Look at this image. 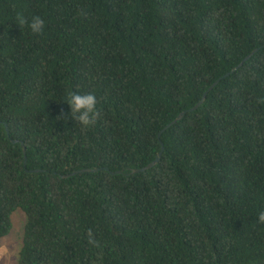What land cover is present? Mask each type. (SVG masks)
I'll use <instances>...</instances> for the list:
<instances>
[{
  "label": "trees",
  "instance_id": "trees-1",
  "mask_svg": "<svg viewBox=\"0 0 264 264\" xmlns=\"http://www.w3.org/2000/svg\"><path fill=\"white\" fill-rule=\"evenodd\" d=\"M72 93L97 97L93 125ZM261 210L264 0H0V240L22 211L17 264H264Z\"/></svg>",
  "mask_w": 264,
  "mask_h": 264
},
{
  "label": "clouds",
  "instance_id": "clouds-1",
  "mask_svg": "<svg viewBox=\"0 0 264 264\" xmlns=\"http://www.w3.org/2000/svg\"><path fill=\"white\" fill-rule=\"evenodd\" d=\"M18 26L27 25L31 32L39 34L44 30L45 21L40 16H33L29 21L23 15L16 17ZM70 107L71 118L83 126H91L99 116L97 97L92 93H72L65 101ZM258 222L264 223V210L258 213Z\"/></svg>",
  "mask_w": 264,
  "mask_h": 264
},
{
  "label": "water",
  "instance_id": "water-1",
  "mask_svg": "<svg viewBox=\"0 0 264 264\" xmlns=\"http://www.w3.org/2000/svg\"><path fill=\"white\" fill-rule=\"evenodd\" d=\"M258 50H255L251 55L247 56L246 58H244L242 60V62L239 64V66L235 69H239L240 67H242L247 61H249L254 55L255 53L257 52ZM235 70H233L230 74L234 73ZM230 74H227L225 75L222 79L224 78H227L230 76ZM221 80H218L216 81L204 94L202 100L196 105L194 106L192 109L189 110V112H194L196 110H198L206 101V98H207V95L214 89V87L216 85H218L220 83ZM186 115V112H182L172 123H170L169 125H167L160 133H159V139L161 138L162 134L164 132H166L168 129H170L173 125L177 124L179 121H181L184 116ZM18 141L17 140H14L13 141V144H17ZM23 145V143H21ZM163 151H164V148H162V151L157 155L156 159L151 163L149 164L148 166L144 167V168H141V169H134L131 171V174H139V173H144L152 168H154L161 160L162 158V154H163ZM23 154H24V167L26 168L27 167V149L25 146H23ZM101 169L97 168V169H83V170H80V171H75V172H72L68 175H64L62 176L61 175V178L62 179H68V178H71L73 176H76V175H79V174H84V173H96V172H99ZM105 171H109L108 168H104ZM27 173H38V172H41V170H32V171H29V170H26ZM112 175H116V174H122L121 171H118L116 173L114 172H111Z\"/></svg>",
  "mask_w": 264,
  "mask_h": 264
},
{
  "label": "rangeland",
  "instance_id": "rangeland-1",
  "mask_svg": "<svg viewBox=\"0 0 264 264\" xmlns=\"http://www.w3.org/2000/svg\"><path fill=\"white\" fill-rule=\"evenodd\" d=\"M11 232L0 240V264H17L22 248L23 234L27 222L22 211H16L12 216Z\"/></svg>",
  "mask_w": 264,
  "mask_h": 264
}]
</instances>
